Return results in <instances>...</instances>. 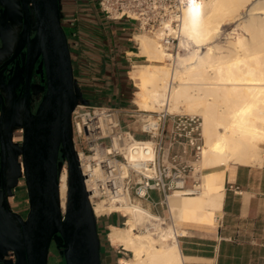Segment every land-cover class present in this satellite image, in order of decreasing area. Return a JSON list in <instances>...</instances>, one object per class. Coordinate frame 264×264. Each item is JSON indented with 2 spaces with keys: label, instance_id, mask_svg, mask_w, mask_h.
<instances>
[{
  "label": "bare ground",
  "instance_id": "bare-ground-1",
  "mask_svg": "<svg viewBox=\"0 0 264 264\" xmlns=\"http://www.w3.org/2000/svg\"><path fill=\"white\" fill-rule=\"evenodd\" d=\"M179 33L185 56L170 53L161 44L163 34L135 35L138 56L150 63L134 65L130 77L138 89L136 104L141 110L200 116L206 141L200 164L207 172L199 194L175 193L170 198L176 228L169 224L157 237L136 233L138 226L151 222L152 215L132 206L125 192L98 204V217L122 212L128 218L126 227L111 226L108 234L113 246L133 254L119 264H184L179 235L185 233L178 227L185 211L220 210L227 166L254 165L263 157L264 0H188ZM166 60L173 68L159 65ZM143 153L140 148L133 155ZM67 177L65 170L60 178L63 209ZM116 202L125 205L119 208Z\"/></svg>",
  "mask_w": 264,
  "mask_h": 264
},
{
  "label": "water",
  "instance_id": "water-1",
  "mask_svg": "<svg viewBox=\"0 0 264 264\" xmlns=\"http://www.w3.org/2000/svg\"><path fill=\"white\" fill-rule=\"evenodd\" d=\"M19 2L23 24L11 62L26 54V87L23 105L15 107L9 126L0 91V224L18 225L25 264H48L53 246L65 264H102L99 223L74 144L72 115L80 102H86L75 79L61 0ZM34 72L41 79L39 92L31 86ZM15 128L22 131L20 144L12 143ZM19 156L18 177L25 180L29 200L25 216L12 210L8 198L12 196L9 170ZM64 162L68 174L65 209L60 188ZM4 249L2 255L13 263L17 253L10 246ZM10 252L14 259L9 258Z\"/></svg>",
  "mask_w": 264,
  "mask_h": 264
},
{
  "label": "built area",
  "instance_id": "built-area-1",
  "mask_svg": "<svg viewBox=\"0 0 264 264\" xmlns=\"http://www.w3.org/2000/svg\"><path fill=\"white\" fill-rule=\"evenodd\" d=\"M82 1L106 20H126L136 24V29L152 34L163 30L158 36L163 34L165 48L174 49L180 43L181 18L188 0H77L79 4ZM79 7L67 22H62L72 54L82 47ZM72 126L75 149L99 224L105 217L118 215L122 216L120 224L126 227L128 218L122 212L103 217L95 212L100 202H109L112 196L125 192L132 206L138 205L152 215L151 222L135 231L157 237L163 227L174 225L170 198L175 193L196 195L202 191L205 170H201L200 162L206 141L199 116L80 102L73 112ZM140 148L144 153L134 156ZM63 169L67 172L66 162ZM123 205L115 203L119 208ZM9 254L14 259L12 252Z\"/></svg>",
  "mask_w": 264,
  "mask_h": 264
},
{
  "label": "crops",
  "instance_id": "crops-1",
  "mask_svg": "<svg viewBox=\"0 0 264 264\" xmlns=\"http://www.w3.org/2000/svg\"><path fill=\"white\" fill-rule=\"evenodd\" d=\"M79 5L82 47L72 55L82 97L88 105L128 109L135 94L129 69L140 63L135 60L139 56L133 44L136 24L126 20H106L86 2L79 4L77 0H61L63 23ZM22 24L19 0H0V65L13 53ZM2 80L0 77L1 92L4 89ZM39 84L35 88L37 92L41 90ZM7 109L9 126L16 109L13 106ZM21 142L22 131L15 128L12 143ZM18 164L22 165L20 156L11 163L9 188L12 196L8 198L12 210L25 216L29 200L25 180L18 177ZM224 190L220 210L185 211L178 227L185 233L179 235L184 264H264V151L259 163L235 165L226 170ZM101 225L105 228L114 226L103 222L99 227ZM7 246L18 255L13 263L2 255ZM22 253L18 225L13 221L7 226L0 224V264H25ZM101 259L102 264L115 261L110 247L101 248ZM63 260L58 253L54 264H64Z\"/></svg>",
  "mask_w": 264,
  "mask_h": 264
},
{
  "label": "flooded vegetation",
  "instance_id": "flooded-vegetation-1",
  "mask_svg": "<svg viewBox=\"0 0 264 264\" xmlns=\"http://www.w3.org/2000/svg\"><path fill=\"white\" fill-rule=\"evenodd\" d=\"M17 35V42L13 53L0 65V77H3L2 85L4 89L2 90V95L5 99L6 106L21 107L23 105V100L25 97V87H26V54L23 53L11 62L15 49L19 40V35ZM11 62V63H9ZM8 64V65H7ZM37 68V67H36ZM35 68V71H36ZM41 82L40 77L34 72L31 82L32 89ZM36 98H32V108H36ZM35 101V103H34ZM55 247V246H53Z\"/></svg>",
  "mask_w": 264,
  "mask_h": 264
},
{
  "label": "rangeland",
  "instance_id": "rangeland-1",
  "mask_svg": "<svg viewBox=\"0 0 264 264\" xmlns=\"http://www.w3.org/2000/svg\"><path fill=\"white\" fill-rule=\"evenodd\" d=\"M137 26V25H136ZM161 32V31H160ZM160 32H158V33H156V34H150V32H148V31H143V30H139V29H137L136 30V33H135V35H142L143 36V34H144V36H147V37H152V38H155V37H158V34L160 33ZM147 34V35H146ZM135 35L133 36V44L137 47V53H139V48H140V46L136 43V41H135ZM150 35V36H149ZM161 44L164 46V44L161 42ZM165 47V46H164ZM168 51L170 52V53H172L173 55H178V53H180L182 56H185V54H186V52H185V50L184 49H182V47L180 46V43H176L175 44V48L174 49H168ZM136 61H139L140 63H138L137 65H147V64H149L150 62H148L147 61V59H146V57H144V56H140L139 55V57L137 58V59H135ZM172 63L171 62H169L168 60H166V62H164V63H162V64H159V65H164V66H168V68L169 69H171V68H173V66L171 65ZM133 70V68H130L129 69V71L131 72ZM129 76H131V75H129ZM133 82V86H134V89H135V94H134V97H133V100H132V105H131V107L130 108H136V106H137V104H136V100H137V93H138V89H137V87L135 86V82H134V80L132 81ZM137 107H139V106H137ZM140 108V107H139ZM162 110H164V109H161V111ZM165 110H167V109H165ZM160 111V110H159ZM170 112V111H169ZM177 114V113H176ZM190 115V114H189ZM200 117V116H199ZM64 165V164H63ZM235 165H228L227 166V169L226 170H229V169H231L232 167H234ZM63 171L62 172H64V169H62ZM206 172H207V170H205ZM206 172H204V173H206ZM154 196V198L155 199H158V196H157V194H154L153 195ZM165 214H166V216L168 217L169 215H168V211H165ZM115 216V217H114ZM112 217H114V219L112 220V222H115V223H120V221H121V218H122V216H121V218L118 216V215H113ZM107 219V217H105L104 219H102L101 220V222H100V224L103 222V221H105ZM182 222V221H181ZM180 222V223H181ZM120 227H125V226H123V225H121ZM109 229L110 228H105L104 226H102L101 225V234H102V238H103V242H104V245H103V247L104 248H106L107 246L108 247H110L111 249H112V251H113V254H114V257H115V261H113V263L112 264H119V262H118V260L120 261V259H122V258H126V259H130V258H132L133 257V254L132 253H127V252H125L124 250H123V248H121V247H116V246H113L109 241H108V233H109ZM136 233H142V232H137L136 231ZM179 234H180V232H179ZM56 247H52L51 248V251H50V255H49V261H48V264H54V259L56 258V256H58V253H59V250H57L56 251ZM64 261V260H63ZM64 264H65V262H63Z\"/></svg>",
  "mask_w": 264,
  "mask_h": 264
},
{
  "label": "trees",
  "instance_id": "trees-1",
  "mask_svg": "<svg viewBox=\"0 0 264 264\" xmlns=\"http://www.w3.org/2000/svg\"><path fill=\"white\" fill-rule=\"evenodd\" d=\"M72 58H73V55H72ZM103 224H105V225H107V226H109V225H114V226H117V227H120L121 226V224L120 223H115V222H112V220H109V221H103ZM99 233H100V237H101V242H102V248H104L103 247V245H104V242H103V238H102V234H101V226L99 227ZM109 234V233H108ZM56 251H57V249H56ZM54 261H55V259H54Z\"/></svg>",
  "mask_w": 264,
  "mask_h": 264
}]
</instances>
